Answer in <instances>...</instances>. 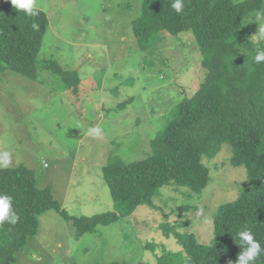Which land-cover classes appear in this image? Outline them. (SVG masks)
I'll use <instances>...</instances> for the list:
<instances>
[{
	"label": "rangeland",
	"instance_id": "rangeland-1",
	"mask_svg": "<svg viewBox=\"0 0 264 264\" xmlns=\"http://www.w3.org/2000/svg\"><path fill=\"white\" fill-rule=\"evenodd\" d=\"M36 5L48 27L34 73L0 71V153L10 152L8 167L29 169L60 208L38 216L37 231L15 251L14 264L185 263L177 235L193 234L209 244L219 206L248 189L245 167L230 162L229 144L202 157L209 170L202 190L162 185L153 207L131 209L114 201L102 167L114 158L127 163L146 158L178 103L195 94L207 71L193 35L158 34L141 47L132 21L140 16L142 0H36ZM257 13L245 20L243 34L264 43L259 33L264 18L257 21ZM92 127L102 134L88 135ZM260 148L264 151V138ZM61 211L74 218L115 212L118 218L78 236Z\"/></svg>",
	"mask_w": 264,
	"mask_h": 264
},
{
	"label": "trees",
	"instance_id": "trees-1",
	"mask_svg": "<svg viewBox=\"0 0 264 264\" xmlns=\"http://www.w3.org/2000/svg\"><path fill=\"white\" fill-rule=\"evenodd\" d=\"M172 2L142 0L140 16L132 21L133 32L143 48L158 34L190 32L206 77L194 95L178 103L151 154L128 163L114 158L102 167L103 177L114 201L127 202L131 209L143 203L153 207L152 197L162 185L178 183L202 190L209 181L202 157L215 156L227 142L231 164L246 169L248 189L219 206L209 244L198 242L193 234L177 235V242L188 258L183 264H235L241 253L236 244L239 231L250 229L264 247V151L260 148L264 138V62L254 60L257 50H264V43L243 34L245 20L264 11V0H183L179 13L171 7ZM36 10L39 14L30 16L15 9L10 0L0 4V71L8 68L29 77L34 73L48 27L46 13ZM0 194L12 197L19 217L15 224L0 223V264H14L15 251L36 233L38 216L60 207L49 189L39 188L33 173L24 166L0 170ZM61 212L73 221L78 236L118 218L115 212L88 218ZM257 264H264V255Z\"/></svg>",
	"mask_w": 264,
	"mask_h": 264
},
{
	"label": "clouds",
	"instance_id": "clouds-1",
	"mask_svg": "<svg viewBox=\"0 0 264 264\" xmlns=\"http://www.w3.org/2000/svg\"><path fill=\"white\" fill-rule=\"evenodd\" d=\"M11 4L17 10H23L30 16L38 15L36 0H10ZM171 7L177 12H181L183 8V0H173ZM264 18V12L257 13L256 20L260 21ZM36 27V25H33ZM259 33L264 37V24H260ZM256 63L264 62V50H257L254 57ZM87 134L93 137H99L102 134V129L99 127L89 128ZM11 162V154L8 151L0 153V167H8ZM19 217L12 207V197L0 194V223L8 222L15 224ZM236 244L241 248L235 264H257L261 256L264 255V247L260 242L254 239V235L250 229H244L237 233ZM231 264V262H230Z\"/></svg>",
	"mask_w": 264,
	"mask_h": 264
}]
</instances>
